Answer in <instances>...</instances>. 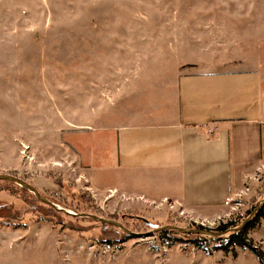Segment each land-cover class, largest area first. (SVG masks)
<instances>
[{"label":"rangeland","instance_id":"374dc122","mask_svg":"<svg viewBox=\"0 0 264 264\" xmlns=\"http://www.w3.org/2000/svg\"><path fill=\"white\" fill-rule=\"evenodd\" d=\"M236 69L264 76V0H0V174L61 212L36 219L30 209L47 213L44 203L0 183V264H259L246 248L203 250L143 221L238 227L264 196L261 173L227 213L202 221L98 169L114 127L162 120L180 74ZM248 235L264 251V218Z\"/></svg>","mask_w":264,"mask_h":264},{"label":"crops","instance_id":"0c3cea01","mask_svg":"<svg viewBox=\"0 0 264 264\" xmlns=\"http://www.w3.org/2000/svg\"><path fill=\"white\" fill-rule=\"evenodd\" d=\"M163 106L167 108L159 116L162 120L113 128V155L98 169L113 170L114 186L171 201L205 221L227 213L232 199L260 185L259 178L264 177L260 71L182 73L174 99Z\"/></svg>","mask_w":264,"mask_h":264},{"label":"trees","instance_id":"16d2710c","mask_svg":"<svg viewBox=\"0 0 264 264\" xmlns=\"http://www.w3.org/2000/svg\"><path fill=\"white\" fill-rule=\"evenodd\" d=\"M0 183H4L5 185H8L9 188L13 189L11 192H14L18 189L20 192H25V188L9 181H1ZM31 195V194H30ZM32 198L37 199V197L32 194ZM50 201V200H49ZM39 202H41L39 200ZM54 204V202L50 201ZM42 206L46 207L48 209L47 213H40L37 208H31L30 210L34 212V214H37L35 217L36 219L46 220V219H53L58 216H61V212L58 211L56 206H51L48 204H41ZM260 218H264V205L262 208L256 213V215L248 221L240 230L234 231L231 230L233 228H236L237 223L234 220H228L227 222L220 223L215 230L220 232H225V235H220L217 237H210V236H202L199 234H182L174 230H166V231H160L158 235L161 238H168L171 234L180 235L182 237H188L191 236L192 238L187 239L188 243L201 248L203 250H207L210 245L215 250H222L224 252L229 251L233 246H238L240 248H246L249 251H251L257 258L259 264H264V251L260 248L258 244H256L249 236L248 231L252 228H254L257 224ZM94 220V219H92ZM16 222L15 220H12ZM95 222H99L97 220H94ZM146 225V220L143 221ZM7 224H10V221L6 222ZM101 223V222H99ZM17 224H23V222L20 220L17 222ZM102 225H108L105 223H101ZM110 226V225H109ZM149 226V225H148ZM197 227H202V225H198ZM227 233V234H226ZM120 240V239H119ZM118 240V241H119ZM113 243L111 240H107V243Z\"/></svg>","mask_w":264,"mask_h":264},{"label":"water","instance_id":"95a60500","mask_svg":"<svg viewBox=\"0 0 264 264\" xmlns=\"http://www.w3.org/2000/svg\"><path fill=\"white\" fill-rule=\"evenodd\" d=\"M0 180L1 181H9V182H13L23 188H25L26 190H28L29 192L33 193L38 200H40L42 203L51 205V206H55L53 203H51L49 200H47L38 190L35 186L29 184L28 182L24 181L23 179H21L20 177L14 176V175H10V174H0ZM264 205V196L263 198L255 205V207L251 210L250 214L248 217H246L243 222L240 224V226L233 228L232 230L234 231H238L240 230L248 221H250L255 215L256 213L262 208V206ZM90 218L97 220L101 223H105L108 225H112L114 227H118L121 230H123L126 233H129V231L123 227L122 224H120L119 222L113 221L111 219L108 218H104V217H100L97 216L95 214H87ZM146 223L152 227V229L154 231L160 232V231H166V230H174L177 231L179 233L182 234H199L202 236H210V237H217L220 235H223L225 232H220V231H216L207 227H196V228H186V227H179L176 225H163V226H158L156 224L150 223L148 221H146Z\"/></svg>","mask_w":264,"mask_h":264}]
</instances>
